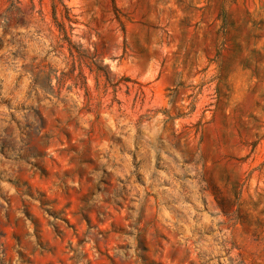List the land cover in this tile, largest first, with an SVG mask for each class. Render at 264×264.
<instances>
[{"label":"rangeland","instance_id":"obj_1","mask_svg":"<svg viewBox=\"0 0 264 264\" xmlns=\"http://www.w3.org/2000/svg\"><path fill=\"white\" fill-rule=\"evenodd\" d=\"M0 0V264H264V0Z\"/></svg>","mask_w":264,"mask_h":264},{"label":"trees","instance_id":"obj_2","mask_svg":"<svg viewBox=\"0 0 264 264\" xmlns=\"http://www.w3.org/2000/svg\"><path fill=\"white\" fill-rule=\"evenodd\" d=\"M57 4H61V0H53V4H52V12H53V18H54L53 20H54V23H55L59 33L62 35V39L69 44L70 42H69V39L67 37V30H66L65 26H66V22H68L69 23L68 28L72 29L70 24L73 21L70 17L68 8H66V7H64V11H63V15H62V21L57 20V18H56V5Z\"/></svg>","mask_w":264,"mask_h":264}]
</instances>
